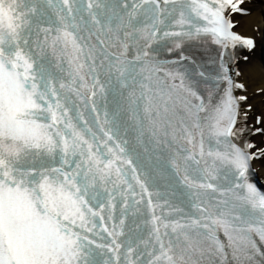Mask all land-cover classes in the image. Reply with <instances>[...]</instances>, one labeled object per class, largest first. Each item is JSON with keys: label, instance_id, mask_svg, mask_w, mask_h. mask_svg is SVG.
<instances>
[{"label": "snow or ice", "instance_id": "6c2138e0", "mask_svg": "<svg viewBox=\"0 0 264 264\" xmlns=\"http://www.w3.org/2000/svg\"><path fill=\"white\" fill-rule=\"evenodd\" d=\"M243 2L58 0L62 7L56 19H49L47 28H40L37 22L34 32L28 13L37 9L25 12L24 0H0V264H95L87 259L95 243L88 233L99 235L94 232L97 217L102 224L106 219L114 221L109 210L118 207L117 193L123 197L119 225L114 222L112 230L104 227L111 240L96 244L113 254L105 264H200L205 257L210 261L226 257L227 249L234 259L246 264H252L257 255L264 257L253 239L255 234L264 242V219L257 225L248 218L251 214L247 210L240 215L227 211L229 200L225 197L230 189L216 183L221 174L218 163L238 178L235 187L243 196L238 194L237 198L264 216V193L246 182L249 162L264 155V148L248 153L228 139L234 135L239 102L247 100L244 95H232L233 88L244 89L242 83L233 84L226 76L229 87L214 107L206 105L191 89H184L200 101L183 100L185 115L179 133L188 147L181 145L178 153L183 160L184 180L200 200L193 204L200 215L190 222L157 215L159 205L149 199L150 219H144L149 239L142 241L143 249L130 238L120 239L130 202L120 187L126 181L115 165L119 154L106 142L97 144L91 128L74 122L69 115V98L63 94L81 95L79 90L85 89L90 92L92 110L97 111L95 98L111 93L114 99L127 100L141 128L147 122L153 137L161 132L168 136L172 126L169 114H176L180 102L174 81L179 78L182 86L184 79L167 72L173 81L168 87L163 78L157 77L162 66L154 59L153 45L172 37L193 39L208 33L225 53L237 46L252 50L255 41L232 31L236 25L226 15L229 10L247 15L240 8ZM191 13L207 21V26H196ZM93 35L97 37L95 44L89 43ZM110 47L116 51L109 52ZM175 47L180 48V42ZM49 51L61 58L58 67L67 58L70 83L58 82L49 70ZM236 75H240L238 70ZM153 77H157L155 81ZM261 123L264 121L257 117L256 124ZM257 133L264 134V128H255L253 135ZM105 135L112 139L107 132ZM213 139L216 145L224 146L223 150L213 146ZM255 147L252 143L245 145L247 149ZM36 157H47L51 163L37 165L33 162ZM207 158H211L212 166H207ZM176 167H181L179 161ZM113 171L119 183L110 179ZM211 193H219L217 205L203 198ZM172 211L182 213L179 208ZM221 230L227 244L217 235Z\"/></svg>", "mask_w": 264, "mask_h": 264}, {"label": "bare ground", "instance_id": "6f19581e", "mask_svg": "<svg viewBox=\"0 0 264 264\" xmlns=\"http://www.w3.org/2000/svg\"><path fill=\"white\" fill-rule=\"evenodd\" d=\"M248 7L250 13L237 18V29L242 30L245 34H251L253 33L251 29L252 25L255 24L257 26V31H259L261 35H264V0H253V2L248 4ZM241 68L245 83L250 89L263 88L264 90V69L256 54L250 58L248 63L242 64ZM260 97H264V93H261L259 97L258 95L251 97V103L258 112L264 113V100L258 101ZM261 171L264 172V167Z\"/></svg>", "mask_w": 264, "mask_h": 264}, {"label": "rangeland", "instance_id": "374dc122", "mask_svg": "<svg viewBox=\"0 0 264 264\" xmlns=\"http://www.w3.org/2000/svg\"><path fill=\"white\" fill-rule=\"evenodd\" d=\"M258 13V12H257ZM260 14V13H259Z\"/></svg>", "mask_w": 264, "mask_h": 264}]
</instances>
